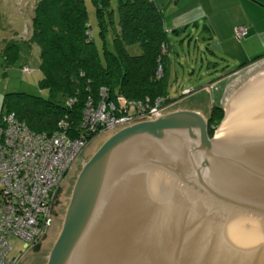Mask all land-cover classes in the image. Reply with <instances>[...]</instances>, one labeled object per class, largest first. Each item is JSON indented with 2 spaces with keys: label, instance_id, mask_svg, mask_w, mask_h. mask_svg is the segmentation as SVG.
I'll return each mask as SVG.
<instances>
[{
  "label": "water",
  "instance_id": "1",
  "mask_svg": "<svg viewBox=\"0 0 264 264\" xmlns=\"http://www.w3.org/2000/svg\"><path fill=\"white\" fill-rule=\"evenodd\" d=\"M219 106L212 137L202 90L88 143L41 263L264 264V61Z\"/></svg>",
  "mask_w": 264,
  "mask_h": 264
},
{
  "label": "trees",
  "instance_id": "2",
  "mask_svg": "<svg viewBox=\"0 0 264 264\" xmlns=\"http://www.w3.org/2000/svg\"><path fill=\"white\" fill-rule=\"evenodd\" d=\"M96 4L98 3L95 1ZM107 5L102 0L101 6ZM98 6L97 25L103 39L102 52L93 43L83 0H36L30 21L29 42L38 47L39 89L49 97L23 93L4 94L0 117L14 112L29 129L50 134L59 120L68 126L71 135L81 133V113L88 99L96 101L100 88L108 97L153 100L166 98V53L168 49L165 18L153 0H118L117 29L105 21ZM110 35L113 51L106 47ZM137 43L141 53L129 56L124 45ZM261 56H264L261 55ZM242 63L237 69L254 62ZM161 64V76L155 75ZM182 98V95L178 99ZM73 100L69 106L66 101ZM223 117L219 106L212 105L208 114L207 134L212 137ZM88 141L92 136L86 137Z\"/></svg>",
  "mask_w": 264,
  "mask_h": 264
},
{
  "label": "built area",
  "instance_id": "3",
  "mask_svg": "<svg viewBox=\"0 0 264 264\" xmlns=\"http://www.w3.org/2000/svg\"><path fill=\"white\" fill-rule=\"evenodd\" d=\"M246 28L234 29L237 39L244 37ZM86 35L91 37L90 29ZM167 49L161 47V54ZM24 67L22 72H28ZM158 64L155 75L161 76ZM188 91H183L184 93ZM168 98L153 100L108 97L100 88L98 99H88L81 113L79 135L69 133L68 126L59 120L50 134L28 128L14 112L0 117V264H16L21 256L36 246L50 221L53 196L69 172L74 160L87 144V136L165 110L171 106ZM73 103L66 101V106ZM24 243L18 258L9 257L11 241Z\"/></svg>",
  "mask_w": 264,
  "mask_h": 264
},
{
  "label": "rangeland",
  "instance_id": "4",
  "mask_svg": "<svg viewBox=\"0 0 264 264\" xmlns=\"http://www.w3.org/2000/svg\"><path fill=\"white\" fill-rule=\"evenodd\" d=\"M95 1L101 6L102 0H83V3L87 12L88 24L91 27L93 43L100 55H102L103 39L100 36V28L97 25L98 6ZM176 1L172 0V5ZM35 2L36 0H0V113L4 94L23 93L34 97H49L46 90L38 87V82L41 79V73L38 68V47L29 42L30 21ZM117 2L118 0H107V5L101 6L102 9L100 11V15L104 17L105 21L110 20L112 22L114 29H117ZM253 2L262 6L256 1ZM161 4L158 8L162 13L163 11L165 13L168 3L165 1ZM106 35V47L113 51L110 35L109 33ZM166 37L168 41V49L166 51L168 64L165 85L168 100H177L184 89H188L185 90L188 92L184 93L182 97L189 96L188 98L204 89L207 92L208 103L219 106L220 91L228 78L264 61V59L256 61L228 76L226 65L228 64L231 68H234L241 61L234 62L236 59L233 57L229 60L214 49L215 45L211 44L212 40L207 38V33L202 30L201 23L198 27L187 28L186 32L182 29L177 31V33L168 32ZM124 49L129 56H136L141 53L137 43L124 45ZM24 67H27L29 71L22 72ZM216 78L222 79L224 83L212 84L217 82ZM105 132L102 131L93 135L87 144ZM10 241L12 250L8 256L18 258L24 243L19 239L14 241L10 239ZM35 248L36 246L31 250L34 251ZM31 250L28 252H31Z\"/></svg>",
  "mask_w": 264,
  "mask_h": 264
},
{
  "label": "crops",
  "instance_id": "5",
  "mask_svg": "<svg viewBox=\"0 0 264 264\" xmlns=\"http://www.w3.org/2000/svg\"><path fill=\"white\" fill-rule=\"evenodd\" d=\"M153 1L158 7L165 1L168 3L166 12L163 11L164 14L162 13L165 18L167 33H177L181 29L186 32L187 28L198 27L201 23V28L207 33V38L212 40L211 44L215 45L214 49L227 59L230 60L233 57L236 59L234 62L241 61L240 64L254 58L256 59L254 62L264 59V56H261L264 54V7H262L264 0H177L173 5L172 0ZM239 26L246 28V34L237 39L234 35V29ZM254 62L239 69L237 68L240 64L234 68L227 64L229 74H226L228 76L233 75ZM216 81L212 84L224 83L222 79ZM188 97L170 100L171 105L180 103ZM208 106L210 110L212 105L208 103Z\"/></svg>",
  "mask_w": 264,
  "mask_h": 264
},
{
  "label": "flooded vegetation",
  "instance_id": "6",
  "mask_svg": "<svg viewBox=\"0 0 264 264\" xmlns=\"http://www.w3.org/2000/svg\"><path fill=\"white\" fill-rule=\"evenodd\" d=\"M84 149L85 148L82 149L81 154L74 161L70 171L66 174V176L61 181V183H60V185L58 187V191H57V193L55 195V202L53 203V205L51 207V213L52 214L50 216V221L48 223V226H47L46 230L50 229L55 224V222L58 220V216H59L60 212L62 211L61 208H62V206L64 204L63 203L64 201L62 202L60 200V198L65 197L64 199H67L68 196L70 195L71 187H72L74 179H75V177H76V175H77V173H78V171L80 169V165L82 164L83 161H85L84 156L82 154ZM44 234H43V236H44ZM41 241H42V239L36 245L37 246V251L31 250V253L29 255V257H30L29 258V262L27 264H42L41 262H43V257L38 255L39 251H40L39 249H40ZM20 261H19V263H20Z\"/></svg>",
  "mask_w": 264,
  "mask_h": 264
}]
</instances>
